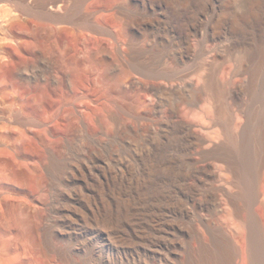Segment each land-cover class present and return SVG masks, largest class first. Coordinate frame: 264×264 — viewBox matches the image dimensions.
I'll return each mask as SVG.
<instances>
[{
  "label": "rangeland",
  "instance_id": "1",
  "mask_svg": "<svg viewBox=\"0 0 264 264\" xmlns=\"http://www.w3.org/2000/svg\"><path fill=\"white\" fill-rule=\"evenodd\" d=\"M38 1L28 0L32 14L1 2L0 14L15 10L20 19L14 33H9V24L8 31L0 29V39L15 34L38 43L52 58L56 48L46 43L54 41L60 30L65 38L96 35L92 24L101 13L90 9L97 0H68V10L79 3L72 22L66 19L68 10L52 5L49 9L56 18L38 16L34 7ZM101 1L109 6L102 12L104 19L116 24L119 37L133 40L144 51L154 77L175 79L205 67L216 70L219 77L232 72L235 82L238 59L246 50L258 46L264 60V0ZM245 12L248 15L241 19ZM65 28L74 33L66 34ZM66 49L75 51L73 45ZM154 50L157 53L151 57ZM18 62L33 64L18 80L21 86L46 84V69L36 57L28 53ZM128 70L135 74L127 65L119 73ZM116 92L118 115L105 117L104 127L72 114L67 124L54 126L55 137L45 126L29 122L24 127L30 130L28 136L14 131L9 144H4L12 165L0 163V264L195 262L191 254L198 242L191 236L195 228H205L204 221L186 213L185 207L192 208L194 196L203 191L192 178L185 183L193 166L186 159L181 133L162 111L149 119L136 117V92L124 94L119 84ZM180 97L190 98L185 92L168 93L163 108ZM48 101L47 106H56L55 100ZM140 126L145 130L134 141L132 132ZM40 137L49 151L37 148L42 145ZM25 144L30 149L16 148ZM214 209L213 205L210 210Z\"/></svg>",
  "mask_w": 264,
  "mask_h": 264
},
{
  "label": "bare ground",
  "instance_id": "2",
  "mask_svg": "<svg viewBox=\"0 0 264 264\" xmlns=\"http://www.w3.org/2000/svg\"><path fill=\"white\" fill-rule=\"evenodd\" d=\"M1 2L8 8V4L18 5L24 13L34 12L27 7L28 0ZM67 3L68 0H39L34 5L35 13L42 18H56L49 5L68 10ZM78 6L77 2L68 10L69 22L77 18ZM108 8L104 1L97 0L90 9L91 13H101L92 24L96 35L65 38L60 30L54 41L48 40L46 45L56 48L52 58L38 43L15 34L11 39H0V163L12 165L6 156L7 147L3 146L9 144L14 131L28 136L30 130L24 127L29 122L45 126L52 137L58 135L54 126L67 124L72 114L104 127L105 117L118 115L119 84L124 94L136 92V117L149 119L155 111H162L181 133L186 159L193 166L189 173L192 177L185 176V183L192 178L191 182L203 191L194 196L192 208L185 207L186 213L193 212L195 218L203 217L204 221L205 228H195L191 236L198 242L197 251L191 254L195 262L186 259L175 264H264V60L256 50L258 46L246 50L238 59L235 82L232 72L219 77L216 70L205 67L175 79L154 77L150 61L143 58L144 51L133 40L119 37L116 24L104 19L102 12ZM14 11L0 14L1 30L8 31L9 24V33H14L16 19H20ZM247 15L245 12L240 18ZM63 32L73 31L65 28ZM71 45L75 51L69 53L66 48ZM76 49H82V53ZM28 53L46 69L45 85L25 88L18 83L33 65L18 62ZM155 53L152 51L151 57ZM122 65L131 66L135 74L131 70L119 73ZM183 92L190 98L180 97L163 108L167 104L162 101L168 93ZM49 98L56 101L55 107L47 106ZM42 106L43 111L39 109ZM144 130V126L134 129L132 139L138 141ZM41 141L37 148L49 151L50 146L43 138ZM16 148L27 150L30 145ZM213 205L215 209L210 210Z\"/></svg>",
  "mask_w": 264,
  "mask_h": 264
}]
</instances>
